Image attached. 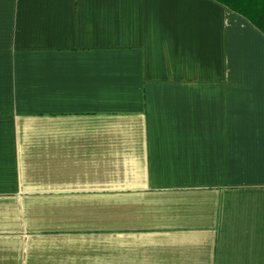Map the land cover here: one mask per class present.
<instances>
[{"label":"crops","instance_id":"0c3cea01","mask_svg":"<svg viewBox=\"0 0 264 264\" xmlns=\"http://www.w3.org/2000/svg\"><path fill=\"white\" fill-rule=\"evenodd\" d=\"M0 264H264V34L214 0H0Z\"/></svg>","mask_w":264,"mask_h":264},{"label":"trees","instance_id":"16d2710c","mask_svg":"<svg viewBox=\"0 0 264 264\" xmlns=\"http://www.w3.org/2000/svg\"><path fill=\"white\" fill-rule=\"evenodd\" d=\"M250 22L264 34V0H214Z\"/></svg>","mask_w":264,"mask_h":264}]
</instances>
